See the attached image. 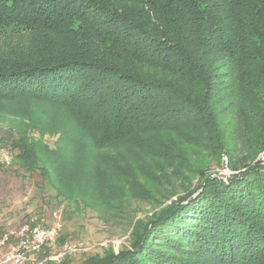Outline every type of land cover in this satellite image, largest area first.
<instances>
[{"label":"trees","instance_id":"trees-1","mask_svg":"<svg viewBox=\"0 0 264 264\" xmlns=\"http://www.w3.org/2000/svg\"><path fill=\"white\" fill-rule=\"evenodd\" d=\"M9 28L0 142L19 168L47 182L55 170L72 196L88 177L110 208L163 205L129 249L81 264H264V163L251 165L264 152V0H0ZM39 105L50 130L33 121ZM238 143L245 170L207 174L203 159L236 161Z\"/></svg>","mask_w":264,"mask_h":264},{"label":"rangeland","instance_id":"rangeland-1","mask_svg":"<svg viewBox=\"0 0 264 264\" xmlns=\"http://www.w3.org/2000/svg\"><path fill=\"white\" fill-rule=\"evenodd\" d=\"M64 24L67 32V21H64ZM12 30L13 28H9L6 31H0V39L11 35ZM71 31L78 30L75 31V28H72L69 32ZM55 36L57 37V35ZM58 39L67 45L74 42V37L69 33ZM31 113L35 118L33 121H39V126L43 123V126L50 130L52 123L44 119L47 113H51L50 109L39 105L36 111ZM32 123L31 140L39 141L42 145L53 149L57 137L45 134L39 140L41 138L39 132L34 129L35 125L33 123L34 126H32ZM0 128L3 127L0 126ZM74 130V125H69L68 139H74ZM232 131L233 128L231 133ZM17 138L16 136L15 139ZM5 142L8 141L5 139L3 143L0 142V243L5 236L16 233L19 226L28 220L34 219L36 223L48 226L52 222L53 213H57L60 217V231L55 246L33 254L34 262L81 264L87 258L102 255L109 249L114 254L127 250L131 246L130 234L133 225L145 222L148 217L153 215L154 211H158L163 206L158 208L157 204L153 206L149 203L151 200L145 202L141 199L126 201L123 209L120 210L114 206L110 208L107 204L106 206L99 205L93 191V183L88 177L80 180L81 183L78 180L74 187V196L64 193L62 192L63 187L58 184L59 178L56 175L58 173H55V170L50 171L51 179L50 182H47L41 177L42 171H38L40 173L38 175V173H29L25 169L19 168L17 151ZM235 147L237 148L232 151V155L235 156L236 161L231 162L226 156L218 159L212 157L203 159L207 174L225 181L228 177L244 171L247 166L244 163L251 162L244 161L246 153L242 151L240 143L235 144ZM257 161L264 163V152L259 154L251 165L256 164ZM67 171L69 170H64L62 166L57 170L62 173ZM176 197H170L162 204L169 205L171 201H176ZM152 210L154 211L152 212ZM12 243L11 236L2 245L0 244V263Z\"/></svg>","mask_w":264,"mask_h":264},{"label":"built area","instance_id":"built-area-1","mask_svg":"<svg viewBox=\"0 0 264 264\" xmlns=\"http://www.w3.org/2000/svg\"><path fill=\"white\" fill-rule=\"evenodd\" d=\"M42 223V222H41ZM60 231V217L52 214V222L48 226L28 220L17 229L16 233L5 236L1 245L12 236L13 243L0 264H43L34 262L32 255L43 249L53 248Z\"/></svg>","mask_w":264,"mask_h":264}]
</instances>
